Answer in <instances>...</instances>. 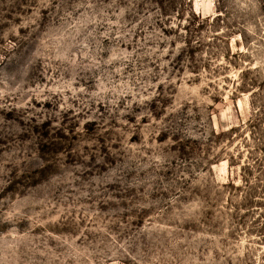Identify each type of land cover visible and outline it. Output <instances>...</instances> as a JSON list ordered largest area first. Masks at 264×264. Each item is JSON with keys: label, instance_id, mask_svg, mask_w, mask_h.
Masks as SVG:
<instances>
[{"label": "rangeland", "instance_id": "374dc122", "mask_svg": "<svg viewBox=\"0 0 264 264\" xmlns=\"http://www.w3.org/2000/svg\"><path fill=\"white\" fill-rule=\"evenodd\" d=\"M0 264H264V0H0Z\"/></svg>", "mask_w": 264, "mask_h": 264}]
</instances>
